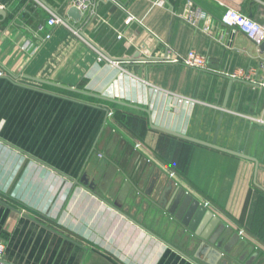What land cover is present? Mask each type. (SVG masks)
Wrapping results in <instances>:
<instances>
[{
  "label": "crops",
  "instance_id": "obj_1",
  "mask_svg": "<svg viewBox=\"0 0 264 264\" xmlns=\"http://www.w3.org/2000/svg\"><path fill=\"white\" fill-rule=\"evenodd\" d=\"M115 1L73 21L72 0H0L2 261L193 264L144 229L189 257L224 229L216 264H264V52L215 0ZM221 1L264 24V0ZM172 51L206 68L158 61ZM177 192L199 203L188 225L169 214Z\"/></svg>",
  "mask_w": 264,
  "mask_h": 264
},
{
  "label": "built area",
  "instance_id": "obj_2",
  "mask_svg": "<svg viewBox=\"0 0 264 264\" xmlns=\"http://www.w3.org/2000/svg\"><path fill=\"white\" fill-rule=\"evenodd\" d=\"M105 3H112L117 4L115 0H100ZM216 3L224 8V13L220 19V22L231 29H235L238 32L242 33L245 37H247L250 41H252L256 46H264V24H260L256 22L255 20L247 17L246 15L240 13L236 9L229 7L221 0H215ZM159 1L158 3H160ZM37 4L44 8L49 18L46 22V26L49 28L53 27H62L66 29L67 31L71 32L72 34L79 37L78 31L73 29L71 25L64 20V18L57 14L56 12L50 11L47 8H45L41 3L37 2ZM72 6H75L80 11H85L88 7V0H72ZM188 21L192 25H196L198 19L202 17L201 13L193 14V12L188 13ZM126 23L135 22L136 19L131 16L130 14H127L125 18ZM44 26L40 27L38 29L39 32H42ZM50 38V34L46 33L41 42L47 41ZM121 35H117V39H120ZM94 52L97 55V61L98 62H107L109 64H113L111 61H109L100 51L94 48ZM158 61H161L163 63H172V64H182L186 67L192 68V69H200L203 70L206 68V63L204 57L196 54L193 51H189L185 57H181L178 54L174 53L173 51L164 55L163 57H158ZM250 74V73H249ZM249 74H245L243 71H238L237 74L232 76L233 78H249ZM240 235H242V232L239 231ZM4 254V245L0 242V261L3 258ZM1 264V263H0Z\"/></svg>",
  "mask_w": 264,
  "mask_h": 264
},
{
  "label": "water",
  "instance_id": "obj_3",
  "mask_svg": "<svg viewBox=\"0 0 264 264\" xmlns=\"http://www.w3.org/2000/svg\"><path fill=\"white\" fill-rule=\"evenodd\" d=\"M82 11L78 10L75 6H71L67 12H66V16L68 18H70L73 21H78L82 18ZM66 22H68V19H64ZM260 50L264 52V46H260ZM159 131L173 135L177 138L186 140V141H190L193 143H197L200 145H204L207 147H211L213 149L219 150L221 152L233 155L235 157L241 158V159H246L248 161L253 162L254 164H257L255 159H252L250 157H246L244 155H241L239 153L236 152H232L226 149H221L216 147L214 144H206V143H202L200 141L194 140V139H190L186 136L180 135L178 133H173L171 131H167L164 129H159ZM257 169V168H256ZM154 184V183H153ZM255 186L260 189L262 192H264V189H262L261 187H259L255 182H254ZM90 193L94 194V196L98 197V199H101L96 193H94L92 191L91 188L87 189ZM150 192L152 191V187H150ZM150 192H146L147 195H150ZM108 204V203H107ZM112 208H114L116 211H118L119 214L124 215L117 206L112 205ZM199 209V203L196 200H192V198L189 195H183L180 192H177L174 196V200H173V204L170 208L169 214L174 216V219L179 220L183 225H188V222L190 221V219L192 217L198 218V216L200 215L201 211H198ZM140 226V225H139ZM142 229H144L142 226H140ZM192 229V227H190ZM148 234H150L151 236L155 237V239H157L159 242H161L162 244L166 245L167 247H169L170 249L174 250L175 252L179 253L183 258L187 259L188 261H190L193 264H216L218 260H220L225 254H227L228 252L223 249V245L224 242L226 241V233H224V229L221 230L219 233L220 238L218 240H216L218 237H216L215 240H211L208 242V244L210 245H206L205 242H200L198 247L195 249V254L192 255L191 257L186 256L185 254L177 251L174 247H172L171 245H169L168 243L164 242L163 240L159 239L158 237H156L154 234H152L151 232L147 231L146 229H144ZM204 239V238H203ZM203 241V240H202ZM205 252H209L208 257L205 260H202L201 255H205ZM200 262V263H198ZM1 264H6L4 263L2 260L0 261ZM221 264H228V261L226 259L221 261Z\"/></svg>",
  "mask_w": 264,
  "mask_h": 264
}]
</instances>
